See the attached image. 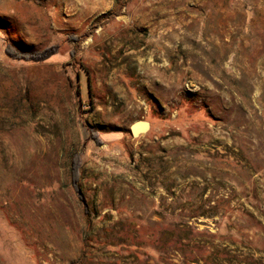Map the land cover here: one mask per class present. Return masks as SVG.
I'll return each mask as SVG.
<instances>
[{
  "label": "rangeland",
  "instance_id": "obj_1",
  "mask_svg": "<svg viewBox=\"0 0 264 264\" xmlns=\"http://www.w3.org/2000/svg\"><path fill=\"white\" fill-rule=\"evenodd\" d=\"M0 264H264V0H0Z\"/></svg>",
  "mask_w": 264,
  "mask_h": 264
},
{
  "label": "trees",
  "instance_id": "obj_2",
  "mask_svg": "<svg viewBox=\"0 0 264 264\" xmlns=\"http://www.w3.org/2000/svg\"><path fill=\"white\" fill-rule=\"evenodd\" d=\"M5 52L9 57H11L15 60H27V59H29V60L41 61V60L45 59V56H44L45 51L24 53V52H21L20 49H18L16 46H14L12 44L6 45ZM87 85H88V91H90L89 83H87ZM81 165H82L81 159L79 157L74 158V160L72 162V167H73L72 181H73V186L75 187V189H77L78 193H79L78 182L80 180L79 169H80Z\"/></svg>",
  "mask_w": 264,
  "mask_h": 264
},
{
  "label": "water",
  "instance_id": "obj_3",
  "mask_svg": "<svg viewBox=\"0 0 264 264\" xmlns=\"http://www.w3.org/2000/svg\"><path fill=\"white\" fill-rule=\"evenodd\" d=\"M149 124L147 122H137L131 127V135L138 137L140 134L147 132Z\"/></svg>",
  "mask_w": 264,
  "mask_h": 264
}]
</instances>
